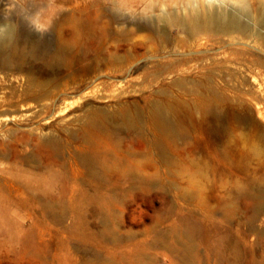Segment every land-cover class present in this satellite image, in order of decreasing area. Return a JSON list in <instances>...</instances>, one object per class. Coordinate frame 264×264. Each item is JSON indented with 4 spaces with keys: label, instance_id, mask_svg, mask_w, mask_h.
<instances>
[{
    "label": "bare ground",
    "instance_id": "obj_1",
    "mask_svg": "<svg viewBox=\"0 0 264 264\" xmlns=\"http://www.w3.org/2000/svg\"><path fill=\"white\" fill-rule=\"evenodd\" d=\"M172 1L174 0H171V3ZM176 1L174 4L177 8L173 9V6L172 9L165 11L162 9L164 8L162 3L163 11L156 19L153 18L156 15H153L152 22L147 27L148 38L155 37V40L159 42L157 48L154 46L155 49L150 50L152 52L149 62L153 68L148 71L152 76L150 82L159 84V87L162 86L164 78L176 77V79L170 82L169 86H162L151 92L150 96L143 100V106H140L138 102H124L118 105L117 110L109 112L102 105L86 104L81 114H73L74 116L71 114L73 117L60 118L58 123L56 122L59 126L57 133L50 131L49 134H45L40 128H35L22 133L21 136H17V133V135H10L7 143H2L3 140L2 142L0 140L2 143L0 161L4 160L8 165L4 170L1 169L6 177L0 176V217L6 215V212L15 205L13 202L15 197H21L23 205L35 204L42 213L53 211L62 216L67 206H72L80 194L85 192L89 197L96 198L94 192L102 189L101 186L105 184L120 186L121 180H125L126 185L129 183V191L133 195L149 194L155 187L152 180L157 172L165 173V171L174 170L181 175V178H186L188 181L186 186H179L178 196H176L187 204L184 207L185 210L197 211L204 219H210L217 208L221 207L222 220L231 219L236 227L241 225L249 227L247 225L253 217L256 202L250 195L251 192L247 190L248 185L264 183L263 173L261 174L264 170V103H258V98L256 103L254 102L255 118L250 108L252 104L249 105L244 94L240 93L236 87L237 78L240 79L239 84L242 86L249 82L250 74L247 71L251 70L249 66L251 63L247 58L240 61L226 58L224 49L232 47L233 54L242 56L250 53L244 47L264 50V33L260 31L264 29V0L254 1L253 13L249 12L246 0H228L240 5L241 14L249 17L259 28L257 30L251 28L248 21L243 22L236 10L226 12L221 5L225 4V0L220 1L218 6L214 5L215 0ZM169 5L167 4L168 7ZM148 9L151 13L155 12L152 6L148 5ZM68 22L69 32L66 34L54 29L57 31L58 42L61 45L76 44L78 40L81 22L72 17ZM4 27V30L0 32V56L3 57H1L3 65L9 66L11 58H15L19 53L15 42L17 32L15 33L11 25L7 24ZM173 34H175L174 37H171ZM17 36L19 39L24 37ZM25 41L29 42V40ZM141 48L146 49L143 42H134L132 48L127 49L123 54H115L117 56L113 54L112 61L118 66L117 69L121 75H128L134 68L138 50ZM20 58L21 53L17 59L22 62ZM17 69L20 70L18 67ZM251 71L252 74L253 71ZM145 72L142 74H147ZM54 74V72L51 76L48 74L47 77L44 75L43 78H39L40 80L29 76L26 78L27 84H24V88L22 85V90L18 87L17 91L12 92L15 99L20 98V101L22 99L21 105L25 109L19 117H38L52 111L58 112L59 116L63 115L69 108L66 102L67 94L70 90L87 83L89 79L87 74H82L77 76L78 78L72 77L71 82H67ZM143 77L145 79V76ZM250 81L257 82L255 78ZM133 91L135 89L131 92ZM85 93L83 94L88 96V93ZM122 94L124 93L116 92L113 96L119 98ZM261 94L264 96V93ZM84 95L80 98H85ZM58 114L56 113L57 116ZM16 119H18L17 116ZM7 120H9L8 117L0 118V124ZM28 146L30 151L26 149ZM106 151H111L112 156ZM106 160L109 163H106ZM209 173L213 178L227 176L232 179L229 192L231 199L230 201L227 199L229 202L226 200L227 204L224 200L217 199L215 184L208 186L205 190L190 184L189 177L193 174L203 180ZM211 177L209 178L213 180ZM115 188L118 189V187ZM213 202H216L215 206ZM165 203L167 206L164 212L169 214L174 207L167 200ZM91 210L88 212L93 213L94 211ZM241 214H243L241 217L243 220L239 218ZM154 217L152 225L145 227L140 232V236L147 237L156 227L163 224L165 216ZM180 223L185 227L186 232L197 235L199 221L191 223L181 219ZM1 224L3 222H0ZM90 228L93 227L90 226ZM250 231L251 228L245 229V233ZM115 234L118 235V233ZM172 237L175 236L172 235ZM224 239L220 238L218 241L224 242ZM26 241L25 238L23 244L25 247L28 246ZM166 249L172 257L173 264L182 263L175 249ZM233 255L236 257V250L233 251Z\"/></svg>",
    "mask_w": 264,
    "mask_h": 264
},
{
    "label": "rangeland",
    "instance_id": "obj_2",
    "mask_svg": "<svg viewBox=\"0 0 264 264\" xmlns=\"http://www.w3.org/2000/svg\"><path fill=\"white\" fill-rule=\"evenodd\" d=\"M174 1L171 3V0H0V25H2L0 28L3 27L0 32L2 29L4 30V25L7 26L8 24L14 28L15 33L17 32L16 36L19 35L20 38L24 36L22 39L15 36V42L19 50L18 55L21 53L20 59L22 62L17 59V55L15 58H11L12 61L9 66H4L1 60L2 56H0V118L8 117L11 120L3 121L0 124L2 125L0 127L1 142L3 140L2 143H7L10 135L18 134L17 136H21L22 133L35 128H40L45 134H49L50 131L55 132L59 127L57 123L60 118L81 114L86 104L102 105L109 112H114L117 110L118 105L124 102H138L140 106H143V100L149 97L151 92L162 86H169L170 82L175 80L176 77L164 78L162 86L159 87V84L150 82L152 76L149 75L148 71L153 69L149 62L152 52L150 50L157 48L159 42L157 39L155 40V37L148 38L147 27L152 22L153 15H156L153 17L156 19L161 11L172 9L173 6V9L177 8ZM220 1L222 0H215L214 5L218 6ZM246 1L249 5V12L253 13L255 0ZM162 3H164V8H162ZM236 4V2L225 0V4L221 5L226 12L236 10L243 22L247 23L248 21V24L254 30L259 29L249 17L241 14L240 5L237 4V6ZM148 5L152 6L155 12L151 13ZM70 17L81 22L78 40L76 44L61 45L58 42L56 30H61L62 34L69 32L68 21ZM125 18L127 23L124 20ZM129 27H132V30ZM260 31L264 33V29H260ZM25 34L27 38H25ZM174 35H171V37H174ZM25 40H29V42ZM140 41L145 44L146 49L141 48L138 50L139 57L136 58L138 62L135 63L136 67L134 66L128 75H121L112 58L115 54H123L127 49L132 48L134 42ZM122 44L125 47H121ZM129 45L131 47L127 48ZM154 46L156 47L154 48ZM244 48L250 52L246 56L233 54L234 48L232 47H226L224 52L226 58L229 57L228 59L240 61L247 58L251 63L249 66L254 74L251 70L252 74L247 71L251 75H249L247 85H240L239 78L236 79L237 85H235L240 93L244 94L247 102L249 101V105L252 104L250 108L256 118L253 108L254 102L258 98V103H264V96L261 94L264 93V50H256L249 46ZM109 67H111V70ZM53 72L67 82H71L72 77L76 76L75 78H78L82 74H87L89 79L86 81L87 83L70 90V93L67 94L66 102L69 108L63 115L59 116L58 112L52 111L38 117H19L25 109L21 105L22 99L21 101L20 98L15 99L12 92L17 91L18 87L19 90H22L25 87L26 78L29 76L37 77L40 80L44 75L45 77L48 74V76H51ZM144 72L147 74L143 75ZM143 76H145V79ZM95 78L97 79L94 81ZM252 78H255L257 82H251ZM148 86L150 87L148 88ZM132 89H135V91L131 92ZM85 92L88 93V96L84 95ZM116 92H123L125 95L122 94L119 98H115L113 95ZM10 94L12 95L10 96ZM83 95L85 98L81 99L80 97ZM16 116L18 119H16ZM8 132L10 134H7ZM26 149L30 151L29 146ZM108 153L112 156L111 151ZM3 161H0V176L6 175L1 169L4 170L8 166L7 162ZM106 163H109V161L106 160ZM261 174L264 176V170L261 171ZM4 175L2 177H6ZM208 176L211 177L210 173L207 174L206 180H201L193 174L189 177L190 184L193 187L199 186L204 190L215 184L214 186H217V199L224 200L225 203L227 199L230 201L231 195L229 192L231 191L232 179L227 176H216V178L211 177L213 179L211 180ZM214 179L216 183L213 182ZM152 183L155 187L149 194L140 193L139 195H133L129 191V183L126 185L125 180L120 181V186L105 184L101 186L102 189L98 192L92 190L96 194V198L89 197L85 192L80 194L72 206H67V210L62 216L53 211L42 213L35 204L23 205V199L15 197L13 199L15 205L6 212V215L0 217V222H3L0 225V264H173L172 257L166 248H173L177 251L181 264H264V214L262 215V212L264 213V183L261 185H248L247 190L251 192L250 195L253 199L255 198L256 202L253 217L249 222L250 224L247 225L248 228L243 225L239 226L240 228L236 227L231 219L222 220L220 216L221 207L217 208L214 216L210 219H204L197 211L185 210L184 207L187 204L176 196H178L179 186H186L188 181L186 178H181V175L174 170L165 171V173L157 172ZM115 187H118V189ZM117 198L118 200H116ZM165 199L170 204L172 203L174 207L169 214L164 212L167 206ZM228 200L227 202H229ZM215 203H212L213 206L216 205ZM91 209H94V212ZM88 210L93 213L88 212ZM94 213L96 217H94ZM119 213H121V216ZM154 216H165L163 217V219L165 218L163 224L156 227L147 237L140 236V232L145 227L152 225ZM241 217H243V214L239 218L242 219ZM181 219L191 223L199 221L197 223V235L186 232L187 230L180 223ZM90 226L93 228L91 229ZM249 228H251V231L245 233V229ZM96 229L98 230L96 231ZM115 233H118V235ZM172 235L175 237H172ZM25 238L28 245L26 247L23 246ZM220 238H225V241H218ZM234 250H236V257L233 255Z\"/></svg>",
    "mask_w": 264,
    "mask_h": 264
}]
</instances>
